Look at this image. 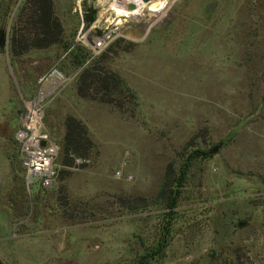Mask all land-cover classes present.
Listing matches in <instances>:
<instances>
[{
	"label": "rangeland",
	"instance_id": "374dc122",
	"mask_svg": "<svg viewBox=\"0 0 264 264\" xmlns=\"http://www.w3.org/2000/svg\"><path fill=\"white\" fill-rule=\"evenodd\" d=\"M112 1L52 0L61 40L13 53L25 0H0V259L138 264L167 220L154 201L165 167L196 150L206 153L190 165L168 242L147 264H264V0H146L127 15L116 13L127 0ZM105 31L98 54L79 41ZM93 60L133 90L135 107L124 93L122 109L77 93ZM52 66L66 75L43 119L58 172L28 186L15 129ZM68 114L93 146L64 164Z\"/></svg>",
	"mask_w": 264,
	"mask_h": 264
},
{
	"label": "trees",
	"instance_id": "16d2710c",
	"mask_svg": "<svg viewBox=\"0 0 264 264\" xmlns=\"http://www.w3.org/2000/svg\"><path fill=\"white\" fill-rule=\"evenodd\" d=\"M63 27L54 14L52 0H25L11 25L10 48L13 53H20L30 48H45L59 42ZM76 90L81 96L97 98L122 109L124 101L119 95L128 97L135 107V93L114 71L100 65L97 60L86 64L76 80ZM65 132L62 138L63 163L70 164L74 157L85 159L93 146L87 134L85 124L75 116L68 114L64 120ZM206 151H191L177 169L173 163L165 167L161 183L155 194L164 208L166 221L162 224L160 235L151 247L140 255L138 264H147L157 254H162L173 227L176 207L182 189L188 178L192 161Z\"/></svg>",
	"mask_w": 264,
	"mask_h": 264
},
{
	"label": "built area",
	"instance_id": "2783aa9c",
	"mask_svg": "<svg viewBox=\"0 0 264 264\" xmlns=\"http://www.w3.org/2000/svg\"><path fill=\"white\" fill-rule=\"evenodd\" d=\"M111 39V31H105L90 39L86 34H81L79 41L89 47L92 54H98ZM65 80L63 69L52 66L39 77L34 94L23 99L15 138L19 144L21 165L28 186H49L57 175L59 145L49 136L43 119L46 102ZM42 139L45 140L44 144L40 143Z\"/></svg>",
	"mask_w": 264,
	"mask_h": 264
},
{
	"label": "bare ground",
	"instance_id": "6f19581e",
	"mask_svg": "<svg viewBox=\"0 0 264 264\" xmlns=\"http://www.w3.org/2000/svg\"><path fill=\"white\" fill-rule=\"evenodd\" d=\"M115 2V0H113ZM112 1V2H113ZM128 2H124V4L120 7H118V11L116 12L118 15H127L128 13H130L131 8L137 7L138 5H143V3L145 4V2H147L146 0H127ZM136 4V5H134ZM112 5V4H110ZM106 19V18H105ZM117 20V19H116ZM115 21V19H114ZM122 21V20H121Z\"/></svg>",
	"mask_w": 264,
	"mask_h": 264
},
{
	"label": "water",
	"instance_id": "95a60500",
	"mask_svg": "<svg viewBox=\"0 0 264 264\" xmlns=\"http://www.w3.org/2000/svg\"><path fill=\"white\" fill-rule=\"evenodd\" d=\"M40 143H41V144H44V143H45V140L42 139V140L40 141ZM215 149H216V147H214L212 150H215ZM0 264H5V263L0 259Z\"/></svg>",
	"mask_w": 264,
	"mask_h": 264
}]
</instances>
